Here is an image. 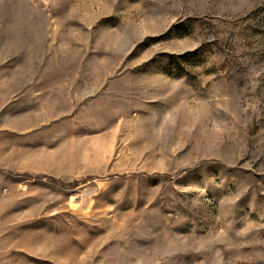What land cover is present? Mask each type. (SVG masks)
Masks as SVG:
<instances>
[{
  "label": "rangeland",
  "instance_id": "1",
  "mask_svg": "<svg viewBox=\"0 0 264 264\" xmlns=\"http://www.w3.org/2000/svg\"><path fill=\"white\" fill-rule=\"evenodd\" d=\"M0 264H264V0H0Z\"/></svg>",
  "mask_w": 264,
  "mask_h": 264
},
{
  "label": "built area",
  "instance_id": "2",
  "mask_svg": "<svg viewBox=\"0 0 264 264\" xmlns=\"http://www.w3.org/2000/svg\"><path fill=\"white\" fill-rule=\"evenodd\" d=\"M10 191L9 186L6 184L4 176L0 173V193L7 195Z\"/></svg>",
  "mask_w": 264,
  "mask_h": 264
}]
</instances>
